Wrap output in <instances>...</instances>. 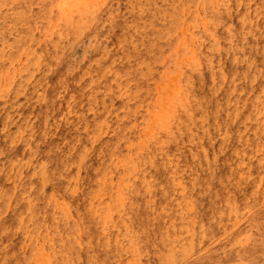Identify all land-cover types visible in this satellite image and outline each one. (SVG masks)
Here are the masks:
<instances>
[{"label": "rangeland", "instance_id": "1", "mask_svg": "<svg viewBox=\"0 0 264 264\" xmlns=\"http://www.w3.org/2000/svg\"><path fill=\"white\" fill-rule=\"evenodd\" d=\"M0 146L9 264H264V0H0Z\"/></svg>", "mask_w": 264, "mask_h": 264}, {"label": "bare ground", "instance_id": "2", "mask_svg": "<svg viewBox=\"0 0 264 264\" xmlns=\"http://www.w3.org/2000/svg\"><path fill=\"white\" fill-rule=\"evenodd\" d=\"M207 24H208V23H207ZM205 25H206V24H205ZM194 54H195V53H194ZM195 57H196V56H195ZM195 57H194V58H195ZM190 59H192V57H191ZM195 59H196V58H195ZM196 60H197V59H196ZM197 61H198V60H197ZM190 62H191V61H190ZM190 62H189V63H190ZM194 62H196V61H194ZM194 62H193V65H194ZM189 63H188V65H189ZM196 63H197V62H196ZM192 67H193V66H192ZM194 67H195V66H194ZM189 68H190V65H189ZM178 95H179V94H178ZM182 97H183V96H182ZM179 98L181 99V96H180ZM183 98H184V97H183ZM186 99H187V98H186ZM184 100H185V99H184ZM181 101H182V99H181ZM185 101H186V100H185ZM187 101H188V100H187ZM175 102H176V101H175ZM173 103H174V102H173ZM173 103H172V104H173ZM176 103H180V101H179V102H176ZM176 103H175V104H176ZM183 103H184V102H183ZM178 105H179V104H178ZM185 106H186V105H185ZM175 107H176V106H175ZM171 108H172V107H171ZM192 112H193V111H192ZM195 113L198 114L197 109H195ZM171 117H172V116H171ZM171 117H170V118H171ZM166 119H167V118H166ZM168 119H169V118H168ZM202 119H203V116H202V115H198V123H199V121L202 120ZM169 120H170V119H169ZM165 121H166V120H165ZM167 121H168V120H167ZM195 122H196V119H195ZM164 123H166V122H164ZM164 123H163V124H164ZM169 123H170V122H169ZM169 123H168V124H169ZM164 125H165V124H164ZM164 125H163V126H164ZM163 126H161V127H163ZM168 126H169V125H168ZM166 127H167V126H165V128H166ZM165 130L168 131L167 129H165ZM164 132H165V131H164ZM19 135H20V134H19ZM11 138H12V137H11ZM36 138H37V137H36ZM10 144H11V143H10ZM32 149H35V151H36L38 148H36V147L34 146ZM137 152H138V151H137ZM2 155H6V148H5L4 146H0V156H2ZM159 155H160V154H159ZM159 155H158V156H159ZM149 158H150V157H149ZM137 160H138V159H137ZM146 160H147V159H146ZM12 161H13V160H12ZM141 161H142V160H141ZM150 161H151V159H150ZM13 162H14V161H13ZM13 162H11V163L13 164ZM147 162H149V160H148ZM26 163H27V161H26ZM142 163H143V162H142ZM14 165H15V164H14ZM24 165H25V164H24ZM47 165H48V164H47ZM17 166H18V165H17ZM43 166H44V165H43ZM143 166H144V165H143ZM162 166H163V164H162ZM48 167H50V166L48 165ZM138 167H139V166H138ZM15 168H17V167H15ZM17 170H18V169H17ZM50 171H51V170H50ZM181 171H182V170H181ZM181 173H182V172H181ZM17 174H19V176H20V173L17 172ZM21 174H22V173H21ZM31 174H32V173H31ZM44 175H45V173H44ZM44 175L41 174L40 177H41V176H44ZM51 177H52V180H55V178H56L52 171H51ZM17 178H18V177H17ZM42 178H44V177H42ZM144 178H145V177H144ZM144 178H143V179H144ZM44 180H45V178H44ZM41 181H42V180H41ZM143 181H145V180H143ZM143 181H142V183H143ZM146 181H147V179H146ZM193 181H194V180H193ZM130 182H131V181H130ZM173 182H174V181H173ZM173 182H171V183H173ZM191 182H192V181H191ZM194 182H195V181H194ZM41 183H42V182H41ZM44 183H45V181H44ZM14 184H15V183H14ZM129 184H130V183H129ZM191 184H192V183H191ZM141 185H142V184H141ZM145 185H146V184H145ZM160 185H161V184H160ZM175 185H176V184H175ZM193 185H194V184H193ZM31 186H32V185H30V187H31ZM130 187H131V186H130ZM147 187H148V186H147ZM158 187H159V186H158ZM173 187H175V186L173 185ZM160 188H161V186H160ZM126 189H127V188H126ZM143 189H145V187H144ZM13 190H14V189H13ZM148 190H149V189H148ZM148 190H147V191H148ZM174 190H175V189H174ZM28 191H29V190H28ZM125 191H126V190H125ZM1 192H2V191H1ZM136 192H137V191H136ZM174 192H175V191H174ZM148 196H149V193H148ZM49 197H50V195H49ZM172 197H173V196H172ZM169 198H170V197H169ZM122 199H123V198H122ZM151 199H152V198H151ZM8 200H9V199H8ZM114 200H115V199H114ZM123 200H124V199H123ZM129 200H130V199H129ZM129 200H127V201H129ZM152 200H153V199H152ZM116 201H117V200H116ZM124 201H125V200H124ZM148 201H150V200H148ZM32 202H33V201H32ZM34 202H35V201H34ZM145 203H146V202H145ZM148 203H149V202H148ZM133 205H134V204H133ZM130 206H131V204H130ZM148 207H149V206H148ZM152 207H153V206H152ZM56 208H57V207H56ZM160 208H161V206H160ZM53 209H54V208H53ZM148 209H149V208H148ZM136 210H137V209H136ZM151 210H152V209H151ZM25 211H26V210H25ZM133 211H134V210H133ZM92 213H93V212H92ZM14 215H15V214L12 212V217H11V219H10V218H6V223H8V222H9V219H10V220H12V221H11V224H12L13 221L16 220V218L12 219ZM42 215H43V214H42ZM59 215H60V214H59ZM153 215H154V214H153ZM22 216H23V215H22ZM128 216H131V215L129 214ZM30 218H31V217H30ZM53 218H54V217H53ZM19 219H20V218H19ZM97 219H98V218H97ZM54 220H55V218H54ZM181 220H182V219H181ZM20 221H21V219H20ZM28 222H30V221L28 220ZM30 223H31V222H30ZM20 224H21V223H20ZM8 225H10V224H8ZM8 225H7V226H8ZM25 225H26V224H25ZM165 225H166V224H165ZM185 225H186V224H185ZM17 226H18V225H17ZM17 226H16V227H17ZM35 226H36V225H35ZM180 226H181V225H180ZM29 227H30V226H29ZM29 227H28V228H29ZM165 227H166V226H165ZM184 227H185V226H184ZM187 227H188V226H187ZM190 227H191V226H190ZM192 227H193V225H192ZM28 228H27V229H28ZM185 228H186V227H185ZM16 229H17V228H16ZM25 229H26V227H25ZM166 229H167V228H166ZM171 229H172V226H171ZM186 229H188V228H186ZM199 229H202V228L199 227ZM38 230H39V229H38ZM172 230H173V229H172ZM188 230H189V229H188ZM193 230H194V228H193ZM193 230L191 229L190 231L192 232ZM180 231H181V230H180ZM26 232H27V231H26ZM37 232H38V231H37ZM46 232H47V231H46ZM46 232H45V233H46ZM27 233H28V232H27ZM27 233H26V234H27ZM166 233H167V232H166ZM186 233H187V232H186ZM192 233H193V232H192ZM192 233H190V234H192ZM24 234H25V233H24ZM28 234H29V233H28ZM46 234H47V233H46ZM174 234H175V233H174ZM184 234H185V233H184ZM194 234H195V233H194ZM32 235H33V233H32L30 236H32ZM36 235H38V234H36ZM36 235H35V236H36ZM42 235H43V234H42ZM131 235H132V234H131ZM131 235H130V237H133V236H131ZM168 235H169V234H168ZM177 235H180V234H177ZM188 235H189V234H188ZM125 236H127V235H125ZM161 236H162V235H161ZM172 236H173V235H172ZM182 236H183V235H182ZM189 236H191V235H189ZM194 236H195V235H194ZM48 237H49V236H48ZM165 237H166V235H165ZM167 237H169V236H167ZM180 237H181V236H180ZM192 237H193V236H192ZM24 238H25V237H24ZM35 238H36V237H35ZM35 238H34V239H35ZM41 238H42V237H41ZM49 238H52V237H49ZM161 238H162V237H161ZM170 238H171V237H170ZM173 238H174V236H173ZM189 238H190V237H189ZM30 239H31V237H30ZM104 239H105V238H104ZM104 239L101 240V241H104ZM128 239H129V238H128ZM171 239H172V238H171ZM42 240H43V239H42ZM107 240H108V239H107ZM120 240H122V239H120ZM131 240H132V239H131ZM133 240H134V239H133ZM173 240H174V239H173ZM176 240H178V239L176 238ZM36 241H37V240L35 239V242H36ZM47 241H48V240H47ZM105 241H106V240H105ZM114 241H115V240H114ZM135 241H137V240L135 239ZM182 241H184V240H182ZM192 241H193V240H192ZM41 242H42V241H40V243H41ZM49 242L52 243V241H49ZM49 242H48V243H49ZM53 242H54V241H53ZM59 242H61V241H59ZM59 242H58V243H59ZM62 242H63V241H62ZM108 242H109V241H108ZM115 242H118V243H119V240H118V241H115ZM120 242H121V241H120ZM127 242H128V240H127ZM170 242H172V241H170ZM188 242H191V239H190V241H188ZM3 243H7V238H5V237L3 236L2 233H0V251H2V250H1V246H2ZM22 243H24V242H22ZM27 243H28V241H27ZM40 243H39V244H40ZM44 243H45V240H44ZM122 243H123V242H122ZM139 243H140V242H139ZM173 243H174V242H173ZM175 243H176V242H175ZM177 243H178V242H177ZM182 243H183V242H182ZM33 244H34V243H33ZM41 244H42V243H41ZM61 244H63V243H61ZM104 244H106V243H104ZM108 244H109V243H108ZM113 244H114V243H113ZM135 244H136V243H135ZM135 244H133V246H134ZM179 244H180V243H179ZM191 244H192V242H191ZM25 245H26V241H25ZM53 245H54V244H53ZM69 245H71V244H69ZM87 245H88V244H87ZM115 245H116V244H115ZM115 245H114V246H115ZM136 245H138V244H136ZM173 245H174V244H173ZM20 246H21V245H20ZM67 246H68V245H67ZM106 246H107V245H106ZM106 246H105V247H106ZM121 246H122V244L120 245V247H121ZM126 246L128 247V246H129V243H128V245L126 244ZM181 246H182V245H181ZM183 246H186V245L183 244ZM183 246H182V247H183ZM189 246H190V244H189ZM35 247H36V248H38V247L40 248V246H39L38 244H37V246H35ZM99 247H100V246H99ZM107 247H108V246H107ZM107 247H106V248H107ZM182 247H181V248H182ZM191 247H192V245H191ZM39 248H38V250H39ZM60 248H61V247H60ZM62 248H64V247L62 246ZM66 248H67V247H66ZM71 248H72V247H71ZM124 248H125V247H124ZM176 248H177V247H176ZM178 248H179V247H178ZM178 248H177V249H178ZM184 248H185V247H184ZM184 248H183V249H184ZM192 248H193V247H192ZM192 248L189 247V249H192ZM4 249H5V248H4ZM42 249H43V248H42ZM53 249H54V248H53ZM55 249H57V248L55 247ZM114 249H115V248H114ZM174 249H175V247H174ZM183 249H179L178 251L181 253V252L183 251ZM175 250H176V249H175ZM33 251H34V250H33ZM43 251H44V250H43ZM64 251H65V250H63L62 253H63ZM70 251H71V249H70ZM70 251H69V252H70ZM184 251L186 252V249H184ZM34 252H35V251H34ZM34 252H33V253H34ZM59 252H60V251H59ZM114 252H115V250H114ZM31 253H32V252H31ZM47 253H48V251H47ZM62 253H61V254H62ZM64 253H65V252H64ZM93 253H94V252H93ZM138 253L140 254V252H138ZM169 253H170V252H169ZM55 254L57 255V253H55ZM117 254H118V253H117ZM141 254H143V253H141ZM186 254H187V253H186ZM190 254H191V253H190ZM190 254H189V255H190ZM63 255H64V254H63ZM147 255H148V254H147ZM52 256H53V255H52ZM52 256H51V257H52ZM66 256H67V254H66ZM90 256H91V255H90ZM22 257H23V256H22ZM49 257H50V256H48V259H49ZM68 257H69V256H68ZM68 257H67V258H68ZM118 257H119V256H118ZM127 257H128V256H127ZM129 257H130V256H129ZM131 257H132V256H131ZM134 257H135V256H134ZM136 257H137V256H136ZM136 257H135V258H136ZM161 257H162V256L160 255V256L158 257V260H160ZM52 258H53V257H52ZM55 258H56V257H55ZM69 258H70V257H69ZM61 259H62V258H61ZM133 259H134V258H133ZM138 259H139V258H138ZM138 259H137V260H138ZM184 259H185V258H184ZM45 260H46V262H47V259H45ZM49 260H50V259H49ZM49 260H48V263H49ZM55 260H56V259H55ZM66 260H68V259H66ZM70 260H71V259H70ZM85 260H86V259H85ZM130 260H131V259H130ZM137 260H136V261H137ZM127 261H128V260H127ZM138 261H139V260H138ZM138 261H137L136 263H138ZM46 262H45L44 264H47ZM71 262H72V261H71ZM131 262H132V261H131ZM131 262H130V263H131ZM140 262H141V261H140ZM171 262H172V261L170 260V263H171ZM41 263H42V262H41ZM51 263H53V262H51ZM54 263H56V262H54ZM54 263H53V264H54ZM63 263H64V262H63ZM73 263H74V262H73ZM73 263H71V264H73ZM116 263H117V261H116ZM0 264H9V261L7 260L6 256L4 255V252H3V256L0 258ZM39 264H40V262H39ZM56 264H57V263H56ZM74 264H75V263H74ZM76 264H78V263H76ZM88 264H93V263H88ZM96 264H97V263H96ZM131 264H132V263H131ZM138 264H139V263H138ZM171 264H172V263H171ZM176 264H178V263H176Z\"/></svg>", "mask_w": 264, "mask_h": 264}]
</instances>
